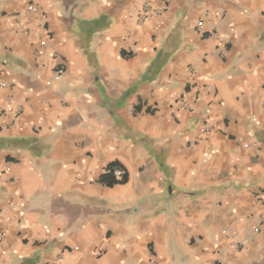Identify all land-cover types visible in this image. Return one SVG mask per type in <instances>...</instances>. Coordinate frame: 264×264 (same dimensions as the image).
Here are the masks:
<instances>
[{"label":"crops","instance_id":"crops-1","mask_svg":"<svg viewBox=\"0 0 264 264\" xmlns=\"http://www.w3.org/2000/svg\"><path fill=\"white\" fill-rule=\"evenodd\" d=\"M0 95V264H264V0H0Z\"/></svg>","mask_w":264,"mask_h":264},{"label":"built area","instance_id":"built-area-1","mask_svg":"<svg viewBox=\"0 0 264 264\" xmlns=\"http://www.w3.org/2000/svg\"><path fill=\"white\" fill-rule=\"evenodd\" d=\"M165 2V0H162ZM200 25L203 24V21L199 22ZM56 74L58 77H61L64 74V69L62 67L58 68L56 71ZM22 109H19L18 112H20ZM17 111L15 107L12 104L2 105L1 104V95H0V113H6V112H14ZM114 172L115 177L118 179H121L124 177V170L121 167H116L112 169L110 166L106 168V172Z\"/></svg>","mask_w":264,"mask_h":264},{"label":"trees","instance_id":"trees-1","mask_svg":"<svg viewBox=\"0 0 264 264\" xmlns=\"http://www.w3.org/2000/svg\"><path fill=\"white\" fill-rule=\"evenodd\" d=\"M110 167L112 169L116 168V167H119V164L118 163H114V164H111ZM102 179L104 180H107L108 179V183L112 184V183H116V182H124L126 180V175L124 176V178L119 181L116 179L115 175H114V172L111 171V172H105L102 176Z\"/></svg>","mask_w":264,"mask_h":264}]
</instances>
